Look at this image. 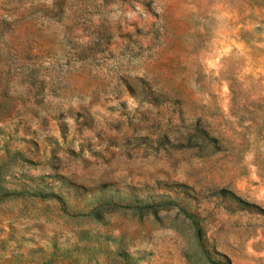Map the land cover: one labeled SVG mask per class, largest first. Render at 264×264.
I'll use <instances>...</instances> for the list:
<instances>
[{
  "label": "rangeland",
  "instance_id": "374dc122",
  "mask_svg": "<svg viewBox=\"0 0 264 264\" xmlns=\"http://www.w3.org/2000/svg\"><path fill=\"white\" fill-rule=\"evenodd\" d=\"M0 264H264V0H0Z\"/></svg>",
  "mask_w": 264,
  "mask_h": 264
}]
</instances>
